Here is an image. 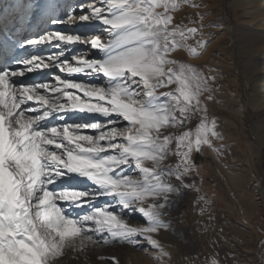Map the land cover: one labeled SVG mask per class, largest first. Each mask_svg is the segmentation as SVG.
<instances>
[{
    "label": "snow or ice",
    "instance_id": "6c2138e0",
    "mask_svg": "<svg viewBox=\"0 0 264 264\" xmlns=\"http://www.w3.org/2000/svg\"><path fill=\"white\" fill-rule=\"evenodd\" d=\"M185 2L102 0L103 6L88 5L90 14L68 17L67 22L99 19L120 33L114 40L96 36L90 41L93 48H113L116 53L104 63L77 56L74 63L65 60L55 66L69 74L91 70L110 79L121 78L124 83L119 87L106 90L60 78L56 85L11 82V77L50 67L58 61L57 56H34L24 60L19 70L0 71L2 264H54L67 254V248L83 253L89 243L143 247L141 242L147 241L161 264L170 257L156 237L174 228L171 210L175 197L192 187L186 180L192 175L193 155L205 147L214 149V141L222 139L216 122L209 118L210 85L215 77L182 62L184 49L193 56L201 55L186 43L197 29L175 18ZM53 41L86 42L78 35L54 32L27 43ZM69 110L116 116L129 126L110 127L97 136L84 134V129L104 127L99 123L38 128L37 122L53 112ZM120 140L123 142H117ZM108 151H118L119 156L93 158V154ZM130 159L140 175L113 178L112 172L127 166ZM49 163L53 167H48ZM65 172L86 176L109 189L108 195L124 200L117 209L106 205L70 218L58 202H71L83 209L92 194L72 189L56 193L44 187L45 181L52 184ZM134 213L142 216L143 224L128 223L125 217ZM110 264L119 261L112 257ZM208 264L220 261L213 258Z\"/></svg>",
    "mask_w": 264,
    "mask_h": 264
},
{
    "label": "bare ground",
    "instance_id": "6f19581e",
    "mask_svg": "<svg viewBox=\"0 0 264 264\" xmlns=\"http://www.w3.org/2000/svg\"><path fill=\"white\" fill-rule=\"evenodd\" d=\"M30 1L4 0L0 5V34H4L3 36L0 35V71L19 70L23 67L22 62L24 60L31 59L34 56L45 58L57 56L58 61H53L50 67L43 70L26 72L24 76L11 77V82L14 85L36 86L44 83L56 85L57 78H60L110 90L124 83L121 78L110 79L98 71L86 70L83 73L69 74L61 72L55 66L57 62L65 60L74 63L73 58L77 57L76 55L87 57L90 61L100 63L107 62L110 59L113 48L96 49L92 47L90 41L96 36L105 40H114L120 33L111 30L110 26L95 18L88 21L76 20L67 22L68 17L71 15L78 17L83 14H90L91 10L88 7L90 4L95 3L97 6H103L102 0H34V4ZM222 2L223 0H199L197 3H192L187 0L177 10L175 18L178 21L188 27L197 29V32L186 43L191 47H196L197 52L201 53L199 56H193L187 49H184L182 50L184 57L182 62L189 63L209 78L215 77L210 85L213 90V100L208 102L209 118L211 107H218L220 109L219 112L222 114V119H224L219 124L218 122L216 123L217 130L221 136L230 139L234 133L232 127L234 128L235 125L236 129H238L237 123L232 122L227 117H231L234 114L238 117V121L246 124V112L252 110L256 114L257 118L253 130L260 149L255 150L256 140L252 139L249 142L251 151L249 153H252V156L255 157L260 154L261 157L257 165L261 162L262 166H264V0H234L238 8L237 19H234L231 14L230 17L227 15L224 18L222 17ZM70 3H72L71 8L67 10ZM82 5H84L83 11H81ZM219 6L220 12L215 11L214 8L216 9ZM52 18L53 20H51ZM219 19L221 20L220 23L217 22ZM27 20L30 21L26 26L25 22ZM45 28L48 29L45 34L57 32V28H60L59 32L78 35L86 42L66 43L53 41L39 45L27 43L43 36L40 31L43 32ZM23 29L25 31H22ZM31 76L37 77L38 81L27 84V81L23 78ZM41 78H46V80L43 81ZM242 87L244 88L246 99L241 94L240 89L242 90ZM43 91L41 89L42 93ZM72 91L76 92L77 95H82L77 90ZM56 95L58 96L59 94ZM247 107L249 108L248 110ZM40 114H42V111L37 113V115ZM40 121V123L39 121L37 122L40 130L42 128L47 130L51 128L50 125L62 127L66 124L92 125L93 123H99L104 126L101 129H93L91 127L84 129V134L93 136L99 135L101 131H106L110 127L119 129L121 126H129L116 116L71 110L53 112L50 116ZM110 121L111 123H109ZM117 142L122 143L123 141ZM3 147V131L0 129V161L3 159ZM111 155L119 156V152L108 151L93 156L106 158ZM132 165L130 159L127 166H120L112 172L113 178L139 176L138 167L133 168ZM47 166L53 167L50 163ZM55 180H60L57 184L59 189L56 193L72 189L92 194L83 209L77 207L74 203L60 201L66 209H72L74 216L70 214L71 218L89 214L94 208L110 206V204L100 202V198L108 189L96 184L86 176L65 172L64 175L56 177ZM52 184H48L45 181L44 187L47 189V185ZM91 186H95V188ZM253 188L254 193L260 195L261 199L262 197L264 198L263 184H256ZM91 207L93 209L89 211ZM125 219L132 226L144 223L139 213L126 216ZM141 243L144 245L143 247L117 242L107 245L89 243L83 253L74 252L69 247L65 250L67 254L62 258H58L54 264H110L112 257H115L119 264L155 263L154 261L151 262L153 255L156 253L155 250L148 245L147 241H142ZM100 257H103V259H100Z\"/></svg>",
    "mask_w": 264,
    "mask_h": 264
},
{
    "label": "rangeland",
    "instance_id": "374dc122",
    "mask_svg": "<svg viewBox=\"0 0 264 264\" xmlns=\"http://www.w3.org/2000/svg\"><path fill=\"white\" fill-rule=\"evenodd\" d=\"M189 1L197 3L199 0ZM30 2L34 4V0ZM71 5L72 3L68 5L67 10ZM216 9L214 8L220 12V6ZM237 12L234 0H223V18L226 15L230 17L231 14L237 19ZM29 21L25 22L26 26ZM217 22L220 23L221 20ZM47 31L45 28L40 32L44 35ZM59 31L60 28H57V32ZM113 52L116 53V49H112L110 59L114 55ZM23 79L27 84L38 81L34 76ZM41 80L45 81L46 78ZM240 91L246 99L244 88ZM219 111L216 106L210 109V119L218 124L224 120ZM227 118L237 123L238 129L234 125V133L232 132L230 139L222 136V139L214 141V149L205 147L201 153L193 156L192 175L186 180L192 187L183 189L175 197V205L171 210L174 228L156 237L171 253L170 257L164 258L163 264H208L213 258L218 259L220 264H264V198L261 199V196L253 191L256 184L264 186V166L261 162L257 165L260 154L255 157L249 153V142L256 136L253 126L257 117L252 110H248L246 124L241 121L244 125L234 114ZM255 148L260 149L257 140ZM131 161L132 167L135 168V161ZM58 182L60 180L47 185V190L56 192L59 189ZM109 191L108 189L103 194L105 197L102 195L100 202L110 204V210L117 209L124 198L108 195ZM58 206L68 217L70 214L74 216L72 209H66L60 202ZM92 209L93 207L89 211ZM155 256L156 253L151 261L155 263L150 264H161Z\"/></svg>",
    "mask_w": 264,
    "mask_h": 264
}]
</instances>
